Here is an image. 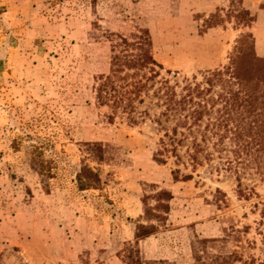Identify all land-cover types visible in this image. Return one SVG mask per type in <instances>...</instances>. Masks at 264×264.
I'll return each mask as SVG.
<instances>
[{
	"label": "rangeland",
	"instance_id": "374dc122",
	"mask_svg": "<svg viewBox=\"0 0 264 264\" xmlns=\"http://www.w3.org/2000/svg\"><path fill=\"white\" fill-rule=\"evenodd\" d=\"M233 8L250 10L253 23L238 25ZM141 30L165 69L201 81L231 63L243 34L264 57V0H0V264H127L125 247L135 241L152 183L174 198L165 225L139 242L144 260L190 264L197 236L218 237L235 224L252 227L251 253L264 263L255 234L264 175L252 163L240 170L250 196L234 171L207 162L195 170L173 158L161 164L154 152L174 120L157 123L156 108L135 124L98 102L110 33ZM88 142L104 144V161L87 153ZM37 150L53 162L47 186L32 165ZM82 164L100 170L102 189H78ZM176 167L194 178L175 180Z\"/></svg>",
	"mask_w": 264,
	"mask_h": 264
},
{
	"label": "trees",
	"instance_id": "16d2710c",
	"mask_svg": "<svg viewBox=\"0 0 264 264\" xmlns=\"http://www.w3.org/2000/svg\"><path fill=\"white\" fill-rule=\"evenodd\" d=\"M231 15L238 25L249 26L254 21L250 10L245 8H233ZM109 37L111 67L108 74L97 79L98 102L113 108L114 114H127L128 121L135 124L159 108L158 116L153 115L154 121L162 123L165 118L175 124L168 127L162 124L163 135L154 152L155 161L166 164L173 158L177 165L188 162L195 170L207 162L212 170L234 171L242 195L254 193L250 188L246 194L240 173L252 163L264 175V57L253 54L251 45H247L253 35L243 34L231 63L205 74L201 81L195 76L180 78L179 72L165 69L154 57L148 31L130 36L110 33ZM183 148L187 156L181 154ZM86 151L98 161L106 159V148L101 142L86 143ZM43 153L35 152L32 165L47 186L53 177V162ZM172 174L175 180L194 178L193 173H185L179 167L173 168ZM76 181L79 190L102 189L104 184L100 170L88 164H82ZM173 198L171 190L148 184L142 199L144 215L136 226L135 241L125 247L127 264H176L164 259L144 260L139 250L140 240L165 225ZM260 215L255 234L261 237L260 250L264 252V207ZM251 229L250 225L233 224L224 228L221 236H197L192 243L190 264H256L258 259L251 250L257 243L247 237Z\"/></svg>",
	"mask_w": 264,
	"mask_h": 264
}]
</instances>
